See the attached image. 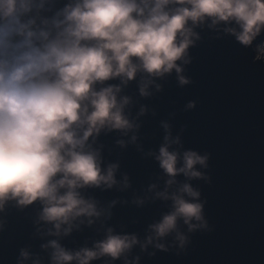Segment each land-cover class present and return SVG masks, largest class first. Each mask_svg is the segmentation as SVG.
Here are the masks:
<instances>
[{"label":"water","instance_id":"water-1","mask_svg":"<svg viewBox=\"0 0 264 264\" xmlns=\"http://www.w3.org/2000/svg\"><path fill=\"white\" fill-rule=\"evenodd\" d=\"M76 2L35 0L42 5L30 14L37 31L54 36L64 27L57 28L55 22L63 21L64 9ZM187 27L199 39L190 37L193 44L176 61L181 73L173 69L155 76L138 71L127 83L116 77L93 86L96 91L118 86L117 101L128 98L123 114L133 124L125 130L105 127L86 142L85 151L99 153L102 173L117 165L111 188L101 184L77 189L85 200L95 202L101 215L78 217L67 235L63 229L68 224L61 226L60 235H50L49 230L55 229L40 220L44 207L40 200L26 206L7 201L0 211V264L21 260L53 264L51 241L72 254L95 250L109 228L113 235H135L139 243L118 259L103 256L90 264H264V59H255L256 46L264 42V28L252 45L245 46L225 30L240 31L235 21L212 25V18L206 17L196 25L189 21ZM181 75L189 83L182 85ZM143 84L148 95L140 92ZM190 103L194 106L188 107ZM166 143L169 152L178 153V168L187 151L206 156L204 165L193 168L201 175L169 176L156 158ZM169 179L175 183L169 185ZM184 184L199 193L184 198L202 205L203 219L193 218L190 224L195 227L190 229L178 218L174 230L156 238L151 226L174 210L171 196ZM149 236L153 242L142 248ZM158 243L164 248H157ZM21 250L29 253L27 259L21 257Z\"/></svg>","mask_w":264,"mask_h":264},{"label":"clouds","instance_id":"clouds-1","mask_svg":"<svg viewBox=\"0 0 264 264\" xmlns=\"http://www.w3.org/2000/svg\"><path fill=\"white\" fill-rule=\"evenodd\" d=\"M41 6L35 0H0V211L10 200L20 206L40 200L44 205L40 220L52 223L55 229L49 234L60 235L61 226L68 224L63 229L67 235L76 218L101 215L95 202L85 200L77 189L101 184L111 188L116 183L117 165L102 173L99 153L85 151L88 138L105 127H133L123 114L128 98L117 101L115 93L120 88L108 86L96 91L93 86L116 77L127 83L138 71L155 76L173 69L181 73L176 61L193 44L190 37L199 39L187 27L189 21L193 25L206 17L212 18V25L235 21L240 31L225 30L241 44L252 45L264 28V0H77L64 9V20L55 22L57 28L64 27L54 36L35 27L36 19L30 14ZM262 58L264 47L255 57ZM178 78L182 85L189 83L182 75ZM140 92L149 94L147 84ZM168 139L165 136V141ZM174 142L178 143V138ZM156 158L171 177L178 173L199 177L194 165H204L207 160L187 151L183 166L178 168V153L169 152L167 143ZM184 194L199 196L188 184L174 193V210L151 226L156 238L174 230L178 218L190 229L195 227L190 224L193 218L203 219L202 205L186 200ZM159 195L168 198L164 193ZM153 239L149 236L141 247ZM179 239L183 242L184 237ZM137 243L135 235H113L109 228L95 250L85 248L72 254L55 240L50 246L55 249L53 264L73 260L90 264L103 256L118 259ZM156 247L163 249L164 245ZM21 257L27 259L29 253L21 250Z\"/></svg>","mask_w":264,"mask_h":264},{"label":"rangeland","instance_id":"rangeland-1","mask_svg":"<svg viewBox=\"0 0 264 264\" xmlns=\"http://www.w3.org/2000/svg\"><path fill=\"white\" fill-rule=\"evenodd\" d=\"M260 47H264V42H262V43H260V44H258V45L256 46V51H257V53H258V49H259ZM263 59H264V58H263Z\"/></svg>","mask_w":264,"mask_h":264}]
</instances>
